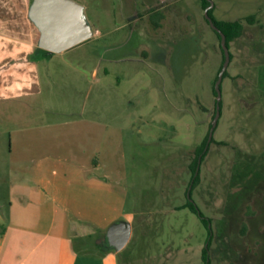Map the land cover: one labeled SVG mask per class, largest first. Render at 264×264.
Returning <instances> with one entry per match:
<instances>
[{
    "label": "rangeland",
    "instance_id": "1",
    "mask_svg": "<svg viewBox=\"0 0 264 264\" xmlns=\"http://www.w3.org/2000/svg\"><path fill=\"white\" fill-rule=\"evenodd\" d=\"M76 1L100 33L65 56L87 63L81 67L82 104L88 109L95 91L101 96L108 126L103 158L119 180L109 185L126 193L125 209L136 216L118 264H204L206 247L209 264H264V0H223V12L213 11L218 20H243L244 30L229 44L220 116L203 160L198 152L216 115L214 85L224 55L201 0H182L181 15L167 6L169 16L159 21L160 28L154 25L155 13L163 9L159 1ZM251 15L254 23L245 20ZM99 58L95 78L90 64ZM55 75L49 108L59 110L71 99L60 80L72 74ZM37 105L0 104V234L8 223L9 133L31 124L16 111L30 115L44 108L41 101ZM123 122L125 130L111 127ZM197 159L192 200L210 220V243L200 217L181 209ZM90 264H103L102 257Z\"/></svg>",
    "mask_w": 264,
    "mask_h": 264
},
{
    "label": "crops",
    "instance_id": "2",
    "mask_svg": "<svg viewBox=\"0 0 264 264\" xmlns=\"http://www.w3.org/2000/svg\"><path fill=\"white\" fill-rule=\"evenodd\" d=\"M32 1L0 0V104L38 108L41 101L44 106L30 115L16 111L17 118L31 124L9 133L8 223L0 234V264H90L96 256L103 264H118L117 251L104 255L100 248L111 249L105 236L111 225L121 220L132 224L136 216L125 209L126 193L109 185L119 180L103 158L108 126L101 96L95 91L91 106L84 108L81 67L87 63L69 60L66 51L39 52L40 32L29 17ZM154 1L163 5L161 23L169 16L167 6L176 7L175 15L185 12L182 0H147L145 5ZM213 1L214 12H223V0ZM94 32L93 37L100 33ZM94 63L97 78L101 59ZM57 70L72 74L60 80L70 88L71 99L59 110L49 108ZM125 119L128 125L129 116ZM112 125L126 128L124 122ZM89 243L94 250L87 248Z\"/></svg>",
    "mask_w": 264,
    "mask_h": 264
},
{
    "label": "water",
    "instance_id": "3",
    "mask_svg": "<svg viewBox=\"0 0 264 264\" xmlns=\"http://www.w3.org/2000/svg\"><path fill=\"white\" fill-rule=\"evenodd\" d=\"M209 2L210 5L205 9L204 15L210 26L220 35L221 48L225 59L214 85L216 115L212 122L206 148L213 138L220 116V103L222 100L221 85L231 61V53L227 45L226 35L214 24L209 15V10L214 7V3L211 0ZM29 17L40 32L39 48L45 50L48 55L65 52L89 40L95 33L85 14V7L76 0H33L30 6ZM198 170L199 165L195 176H197ZM191 189L192 184L187 194L189 198ZM132 231V224L126 220L114 223L106 233L108 247L115 249L117 252L122 251L131 240Z\"/></svg>",
    "mask_w": 264,
    "mask_h": 264
},
{
    "label": "trees",
    "instance_id": "4",
    "mask_svg": "<svg viewBox=\"0 0 264 264\" xmlns=\"http://www.w3.org/2000/svg\"><path fill=\"white\" fill-rule=\"evenodd\" d=\"M201 4H202V7L204 8V10L210 5V2L209 0H201ZM213 11L214 9H210L209 10V15L210 17L212 18L214 24L226 35V39H227V45L229 47V44L236 38H239L242 33H243V30H244V23H243V20H236V21H222V20H218L214 14H213ZM155 14H158L159 16V13H155ZM159 18H157V20L154 21V25L157 27V28H160V19L158 20ZM247 22L249 23H254L255 21V16L254 15H251L249 16L248 18L245 19ZM216 32V31H215ZM216 34L218 35V37L220 38V35L216 32ZM221 39V38H220ZM39 52H42L44 53L45 55L47 56H51V55H48L47 52L45 50H42V49H39ZM223 52V51H222ZM224 55V54H223ZM224 57V56H223ZM232 58V56H231ZM224 59L223 58V62H224ZM223 65V64H222ZM222 68V67H221ZM227 76V71L225 72L224 74V78ZM223 78V79H224ZM214 93H215V90H214ZM216 94V93H215ZM216 113V112H215ZM208 137L209 135L207 136L205 142L203 143L202 147L199 149V154H198V157L201 158V160L204 159L205 155H206V146H207V143H208ZM212 142V141H211ZM210 145V143L208 144V146ZM199 163H198V159L196 161V164L193 166L192 168V172H193V179H192V189H191V192H190V198L187 196V201L186 203L181 207V209H189L191 212L197 214L202 223L208 228V231H209V237H208V242L210 243V237H211V232H210V229H209V223H210V220H208L204 214L201 212V210L199 209V207L197 206V204L195 203V201L192 200V197H193V191L195 190L196 186H197V183H198V180H199V177L198 175L195 176L196 174V171H197V167H198ZM181 209H178V210H181ZM202 260H203V263L204 264H209V257H208V249L207 247L205 248V250L203 251V255H202Z\"/></svg>",
    "mask_w": 264,
    "mask_h": 264
}]
</instances>
